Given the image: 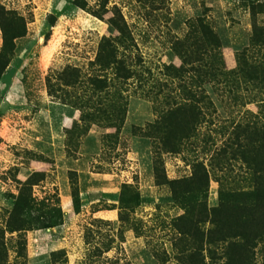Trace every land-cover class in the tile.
Returning a JSON list of instances; mask_svg holds the SVG:
<instances>
[{"label":"rangeland","instance_id":"obj_1","mask_svg":"<svg viewBox=\"0 0 264 264\" xmlns=\"http://www.w3.org/2000/svg\"><path fill=\"white\" fill-rule=\"evenodd\" d=\"M0 5L25 24L0 76V264H264V164L258 196L219 199L220 190L253 189L246 136L232 129L264 121V0ZM50 15L56 18L52 26ZM112 17L123 20L129 35L114 43L117 73L95 65L104 40L118 36ZM199 24L217 35L228 72H236L243 51L253 80L236 97L201 85L207 122L180 124L172 134L180 137L173 140L176 147L165 149L151 126L184 102L186 89L194 92L193 101L199 97L188 76L175 77L184 45L191 55L195 51ZM98 78L106 80L100 87L92 85ZM171 180L179 183L166 184ZM24 183L34 210L25 218L19 254L21 241L6 222L19 217L13 207ZM124 184L139 195L132 212L120 208ZM76 197L78 212L72 209ZM39 201L60 209L54 227H41L45 209ZM223 224L244 239L218 241Z\"/></svg>","mask_w":264,"mask_h":264},{"label":"trees","instance_id":"obj_2","mask_svg":"<svg viewBox=\"0 0 264 264\" xmlns=\"http://www.w3.org/2000/svg\"><path fill=\"white\" fill-rule=\"evenodd\" d=\"M56 18L52 15L48 16V24L52 26L55 22ZM111 27L118 32L117 37H113V39H106L104 40L103 44L99 48V53L96 56L95 65L98 66L100 71L111 69L115 73L120 71L118 64L120 61L116 60V48L114 47V43H117L121 40L128 39V31L125 23L119 17H112L110 19ZM0 32H1V50H0V76L5 69L9 58L12 55L14 50V40L23 36L25 34V24L22 17L16 16L14 11L6 10L2 5H0ZM191 35H186L182 41V43L187 44V40H189ZM194 53L191 55L188 52L189 45H184V51H180V60L181 65L177 68L176 76L179 80H182L185 76H188L190 81L195 84L198 89L203 84H212L215 87H220L225 93H234L235 94L240 90H245L244 86L246 87V81L253 80L252 77L247 78L246 71V63L243 56V51H241L237 55V67L236 72L230 73L227 71L226 66L223 61L221 47L219 44V40L217 35L212 33L209 28L204 27L202 24H199L196 35L194 36ZM210 52V55L207 53ZM196 64V68L192 67ZM200 63V64H199ZM204 65H201L203 64ZM201 65V66H200ZM203 66V67H202ZM75 74L73 77L75 78ZM122 76V74H121ZM126 79L127 77L124 76ZM257 79V78H255ZM105 79H95L92 82L94 86H101L104 82L102 81ZM187 97L185 98L184 102L174 105L173 107L164 111L161 115L160 120L154 122L151 128L152 130L163 136L161 141L162 147L165 149L172 150L176 147L173 140L176 139L180 140V137L173 136L178 133L177 128L182 123L188 124H201L207 122V114L203 111V108L200 106L199 103L204 101L205 93L203 89L200 88L199 97L197 100L193 101L192 98H196L194 96V92L186 89ZM236 97V96H235ZM97 112L105 113L103 109H97ZM214 112V111H213ZM91 114L87 115L86 117H90ZM188 118V121L181 120L183 118ZM116 120V119H114ZM114 120H111L110 126L116 127V123H112ZM186 126V125H185ZM182 128V127H181ZM173 134V135H172ZM233 135H245L246 142L243 145V154L246 155V162L248 166L250 165L251 170L249 181L253 183V189L244 190V191H223L220 190L219 192V199L221 201L226 200L231 197L237 196H253L256 197L260 194L259 192V181L261 178V165L264 164V158L261 159L259 157V153L264 151V121L259 123H247V124H236L232 129ZM239 146V145H238ZM156 175V181L160 182V174L159 169L156 167L154 169ZM264 171V168L262 169ZM179 183V181H166V184L174 186L175 184ZM26 184L22 185L20 189V196H18L14 202L13 213L18 212L19 217L24 218H10L6 222V228L8 233H17L16 240L18 242V253L20 254L25 249L24 239L22 233L27 230L25 228L28 221L25 219L29 216V214L34 210L33 209V199L28 198L23 195L26 190ZM126 195V196H125ZM174 195V199H175ZM119 203L122 205L120 208H126L130 212L138 205L139 202V195L136 190H134L131 185H123V190L121 192L120 197L118 198ZM38 206H42L45 210V214L42 215L41 218L42 222L41 227H54L57 225L56 219L61 218L60 209L55 205L44 204V201H39L35 203ZM79 198L76 197L72 203V209L74 212H78L80 207ZM37 222L39 224L38 218ZM227 226L222 225V228L216 232V238L220 242L226 243V239L233 238V239H244V235L242 233H234L229 229H226ZM227 245V244H226ZM233 246H242L241 244H236L235 241L232 243ZM62 252L53 253V257H57V255L61 254ZM231 257V255H230ZM227 258V257H226ZM229 258V256H228ZM55 261L52 260V264Z\"/></svg>","mask_w":264,"mask_h":264}]
</instances>
